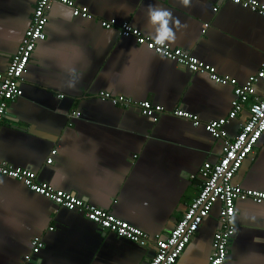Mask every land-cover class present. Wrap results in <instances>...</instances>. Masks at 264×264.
<instances>
[{"label": "crops", "instance_id": "obj_1", "mask_svg": "<svg viewBox=\"0 0 264 264\" xmlns=\"http://www.w3.org/2000/svg\"><path fill=\"white\" fill-rule=\"evenodd\" d=\"M36 1L0 0V73L17 50ZM73 1L92 18L51 6L45 39L36 44L22 75V94L7 104L0 125V161L31 169L38 181L108 211L151 242L164 238L196 197L199 168L215 164L223 146L202 125L169 114L181 108L201 123L226 117L232 88L138 46L116 28L103 29L99 21L127 22L152 37L148 6L168 9L180 25H173L176 39L167 44L243 84L264 66V18L227 0H190L187 6L181 0ZM99 92L132 103L148 101L165 113L146 118L135 104L115 106ZM263 92L264 79L256 86L257 95ZM247 118L244 109L223 127L229 139ZM52 149L56 153L47 164ZM232 183L264 192V133ZM218 207L175 264H208ZM234 207L227 264H264V204L246 200ZM34 236L43 247L25 262ZM153 254L152 247L105 232L81 212L0 176V264H143Z\"/></svg>", "mask_w": 264, "mask_h": 264}, {"label": "built area", "instance_id": "obj_2", "mask_svg": "<svg viewBox=\"0 0 264 264\" xmlns=\"http://www.w3.org/2000/svg\"><path fill=\"white\" fill-rule=\"evenodd\" d=\"M227 1L264 18V4L257 0ZM54 3L67 8L73 17L92 18L85 8L78 7L73 0L36 1L30 23L24 31L20 44L11 56L7 68L0 73V125L6 116L7 104L15 101L22 94L19 85L23 72L36 44L45 39L44 27L47 15ZM99 24L106 30L116 28L121 37L133 39L138 46L173 61L191 73L204 74L213 83L229 85L232 88V99L226 117L201 123L196 115L181 108H176L169 114L190 122L193 127L202 125L205 132L213 139L223 142L218 161L215 164L203 163L198 170L197 175L201 182L196 197L191 200L170 232L164 238H155L151 242L144 231L117 219L108 211L90 205L70 192L54 189L49 184L38 181L36 173L29 168L14 167L0 161V176L19 181L28 190L46 198L56 206L68 211L81 212L89 222L105 232H111L141 246L152 247L154 254L143 264H175L202 221L213 206L218 204V228L212 236L208 264H227V247L235 236V202L248 200L255 204H264V192L245 189L232 183L243 161L253 153L254 146L264 133V92L260 96L256 94L257 84L264 79V66L250 75L243 84H237L235 79L219 75L214 67L199 61L182 49L172 48L169 44L159 48L154 44L152 37L141 33L127 22L116 24L113 20H100ZM207 27L205 23L201 32L204 33ZM99 97L115 106L125 107L135 104L142 116L153 120L165 113L161 106L153 105L148 101L132 103L129 99L121 96L113 97L105 92H99ZM244 109L248 112L247 121L240 127L237 135L229 139L223 127ZM68 116L73 118L76 114L71 113ZM55 153V149L50 151V157L46 159L47 164L52 162ZM193 177L191 175V178ZM42 247L41 238L32 237L30 251L24 256V261L29 262L31 256L38 254Z\"/></svg>", "mask_w": 264, "mask_h": 264}, {"label": "clouds", "instance_id": "obj_3", "mask_svg": "<svg viewBox=\"0 0 264 264\" xmlns=\"http://www.w3.org/2000/svg\"><path fill=\"white\" fill-rule=\"evenodd\" d=\"M181 3L187 6L190 4V0H181ZM146 14L147 28L152 30V38L156 46L163 48L167 43L175 41L173 25L179 27L180 22L173 17L171 11L157 5H149ZM256 239L259 241L260 238Z\"/></svg>", "mask_w": 264, "mask_h": 264}]
</instances>
